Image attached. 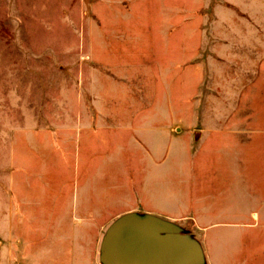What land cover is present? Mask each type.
I'll return each instance as SVG.
<instances>
[{
    "label": "rangeland",
    "instance_id": "1",
    "mask_svg": "<svg viewBox=\"0 0 264 264\" xmlns=\"http://www.w3.org/2000/svg\"><path fill=\"white\" fill-rule=\"evenodd\" d=\"M261 36L264 0H0V255L41 152L55 177V143L65 153L75 130L86 177L51 182L60 264H108L126 216L227 264L226 228L194 230L195 211L217 203L227 218L229 147L264 126Z\"/></svg>",
    "mask_w": 264,
    "mask_h": 264
},
{
    "label": "crops",
    "instance_id": "2",
    "mask_svg": "<svg viewBox=\"0 0 264 264\" xmlns=\"http://www.w3.org/2000/svg\"><path fill=\"white\" fill-rule=\"evenodd\" d=\"M262 37L260 47L264 49ZM260 53L264 54V51ZM259 86L264 102V73L260 78ZM260 117L264 118V107L261 108ZM253 132H256V137L258 136V143L252 141ZM243 134L245 141L242 145L241 143L234 144L233 153L232 145L229 147L227 207L224 209L227 218H216L217 203L205 206L203 204L200 207L202 203L198 202L193 229L218 230L226 228L227 264H264V126L258 131L244 128ZM69 136H71L73 144L65 150V153H59L56 147L57 143H55V151H53V154L55 152V177H86L84 174H80V167H84L85 158H82L80 154L78 157L76 156V144L79 142L80 145L85 136L81 135V131L77 134L75 130L70 132ZM41 153L43 176L27 177V190L19 192L20 204L18 207L16 205L10 207L11 210L14 208L17 210L14 212H18L24 217L23 220L14 223L17 227H12V223L4 224L5 231L19 230V233L8 232L3 235V240L6 241L5 246L9 245L14 249L8 250L7 248V252L0 255V264H60V260H66L60 257V247L66 246V242L57 232L60 229L59 224L55 223V188L52 184L55 182V177H48V172H53V167L48 168L47 153L45 156L43 152ZM60 160L63 164V174H60V169L56 168L61 166ZM33 183H36V189H33ZM74 196L76 200L79 197L78 192ZM189 224L183 222L181 226L187 229ZM199 240L202 246L205 245L202 238ZM121 260L123 264H178L173 263V260L166 255L147 260L127 259L123 256ZM199 263L200 261L196 264ZM66 264L75 263L74 261L71 263L69 260ZM210 264H222V262L214 256Z\"/></svg>",
    "mask_w": 264,
    "mask_h": 264
},
{
    "label": "water",
    "instance_id": "3",
    "mask_svg": "<svg viewBox=\"0 0 264 264\" xmlns=\"http://www.w3.org/2000/svg\"><path fill=\"white\" fill-rule=\"evenodd\" d=\"M125 242L131 253L151 250L156 256H167L173 263L196 264L200 260L197 246L181 241L162 221L155 218L126 216L111 227L103 243V257L108 264H123L119 245ZM179 242V243H178Z\"/></svg>",
    "mask_w": 264,
    "mask_h": 264
},
{
    "label": "flooded vegetation",
    "instance_id": "4",
    "mask_svg": "<svg viewBox=\"0 0 264 264\" xmlns=\"http://www.w3.org/2000/svg\"><path fill=\"white\" fill-rule=\"evenodd\" d=\"M128 244H126L125 242H122L120 245H119V249L122 253V255L124 257H126L127 259H152V258H155L156 257V253H154L153 251L151 250H147V252L145 253H131L130 252V246ZM129 247V248H128Z\"/></svg>",
    "mask_w": 264,
    "mask_h": 264
}]
</instances>
